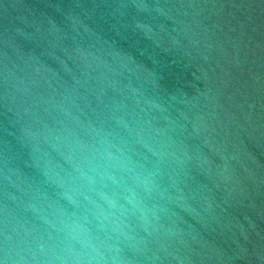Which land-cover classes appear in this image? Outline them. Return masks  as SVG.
Returning a JSON list of instances; mask_svg holds the SVG:
<instances>
[{
	"label": "water",
	"instance_id": "water-1",
	"mask_svg": "<svg viewBox=\"0 0 264 264\" xmlns=\"http://www.w3.org/2000/svg\"><path fill=\"white\" fill-rule=\"evenodd\" d=\"M0 264H264V0H0Z\"/></svg>",
	"mask_w": 264,
	"mask_h": 264
}]
</instances>
